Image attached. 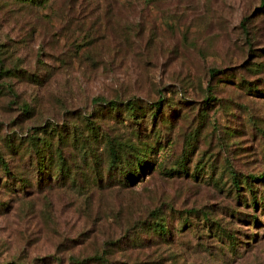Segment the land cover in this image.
Wrapping results in <instances>:
<instances>
[{"label":"rangeland","instance_id":"374dc122","mask_svg":"<svg viewBox=\"0 0 264 264\" xmlns=\"http://www.w3.org/2000/svg\"><path fill=\"white\" fill-rule=\"evenodd\" d=\"M0 54V264H264V91L245 84L264 90L262 0H0ZM53 125L77 183L4 139ZM137 127L146 173L124 185L108 138L142 147Z\"/></svg>","mask_w":264,"mask_h":264},{"label":"trees","instance_id":"16d2710c","mask_svg":"<svg viewBox=\"0 0 264 264\" xmlns=\"http://www.w3.org/2000/svg\"><path fill=\"white\" fill-rule=\"evenodd\" d=\"M35 1V0H32ZM264 2V0H262ZM3 61L0 54V73L4 70L3 69ZM216 69L214 68L212 73H215ZM260 82V81H259ZM245 84H247L248 89L254 90L257 92H263L262 90V84L258 83L256 79L253 80H246ZM215 98L214 96H208L206 100H210ZM111 103V104H110ZM157 103H160L157 101ZM101 104L109 105L110 107L117 108L119 104V99L109 100L101 102ZM127 107L130 109V114L132 117H134L137 121H139V117L141 115H138V111H140V105L133 100V98L127 100ZM152 105L154 107H157L156 110H154V115L157 114L159 111V105ZM92 113V112H91ZM91 113H88L85 115V118L88 119V117L91 116ZM89 123V124H88ZM140 123V122H139ZM88 129H90L91 134L97 135L98 130L97 127L99 126L98 123L95 124V122L88 121ZM63 125V124H58ZM32 128H34L32 126ZM36 128V127H35ZM61 127H56V125H53V129H48V126H42L40 129L34 130L31 134H20V143L16 142L17 140H14L13 138H9L8 136L5 137V142L7 146L10 149V152L13 154H18L21 159L26 157V154H29L28 159L32 158L36 163L37 169L41 172V174L38 175H44V167H51L49 165L55 160V156L58 155L59 161L56 165H58L59 172L61 174H66L70 172V169L73 171V177L72 180L73 183H77V181L82 179V174L79 170H77L76 165L78 164L76 162V158H68V154H66V150L64 146L69 142L68 134L63 133L60 129ZM79 130H81V127H79ZM77 131V130H76ZM40 132H44L45 136H39ZM47 133V135H46ZM137 138L141 140V144L144 146L140 147L136 144V142L126 144H122L121 141H118V139L115 136L109 135L108 138V156H109V166H108V173L110 175L109 178H113V170L115 168L120 169L122 171L123 175L125 176V181H122L124 185H127L128 182H135L138 178H136L137 174L139 173L138 168H141L142 170L145 167L146 160L144 159L143 155L144 152H148L147 150L150 149L152 146L151 142L147 140V138L142 134V129L140 127H137L136 129ZM57 136V138L55 137ZM18 136V138H19ZM13 137V136H12ZM25 139V140H24ZM25 143L26 146L23 144ZM73 143L75 146H78L81 144V149H84L83 152V159L82 161L85 163L79 164L81 168H90V172L92 170L91 175L93 176L94 180H97L99 184H101L103 181L104 172L101 168L99 152L96 151L94 147V137L90 135H84L80 134L77 135L74 133L73 136ZM159 145V144H158ZM144 151L142 154L141 152ZM124 152V153H123ZM140 154V155H139ZM71 159V160H70ZM132 159V161H131ZM49 160V161H48ZM0 161L2 165H4V168L7 169L6 171L11 174V170L9 169V163L5 159V156L0 152ZM47 161L49 164H47ZM126 162L128 164V167L122 166V164ZM94 163V165H93ZM185 165V164H184ZM145 172V170H143ZM143 173V172H142ZM146 173V172H145ZM144 173V174H145ZM63 174V175H64ZM90 174H88V177H92ZM146 175V174H145ZM263 176V175H262ZM19 179L23 180L24 188L29 185V181H26L24 177H18ZM25 180V182H24ZM39 183L42 181L41 179H38ZM97 182V183H98ZM92 185V184H91ZM90 185V187H91ZM102 185V184H101ZM155 225L158 229L156 230L161 234H165L168 230L165 227L166 224L164 222H155ZM82 262L77 261V264H81Z\"/></svg>","mask_w":264,"mask_h":264}]
</instances>
